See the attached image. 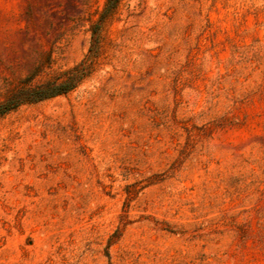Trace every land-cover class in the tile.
<instances>
[{"label":"rangeland","instance_id":"obj_1","mask_svg":"<svg viewBox=\"0 0 264 264\" xmlns=\"http://www.w3.org/2000/svg\"><path fill=\"white\" fill-rule=\"evenodd\" d=\"M0 0V264H264V0Z\"/></svg>","mask_w":264,"mask_h":264},{"label":"trees","instance_id":"obj_2","mask_svg":"<svg viewBox=\"0 0 264 264\" xmlns=\"http://www.w3.org/2000/svg\"><path fill=\"white\" fill-rule=\"evenodd\" d=\"M118 0H108V8H115ZM81 65H77L65 72L69 77L60 82L46 83L33 88H26L16 97L10 99L0 106V116L14 110L18 106L25 103H35L61 94H65L76 88L82 80L88 76L87 68L80 69Z\"/></svg>","mask_w":264,"mask_h":264}]
</instances>
